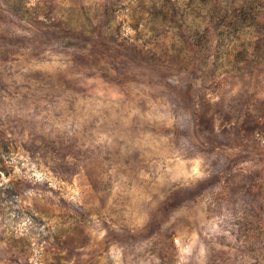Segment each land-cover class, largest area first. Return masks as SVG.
<instances>
[{
	"label": "rangeland",
	"instance_id": "1",
	"mask_svg": "<svg viewBox=\"0 0 264 264\" xmlns=\"http://www.w3.org/2000/svg\"><path fill=\"white\" fill-rule=\"evenodd\" d=\"M112 2L0 0V188L37 216L0 206V264H264V62L216 71L211 29L184 68Z\"/></svg>",
	"mask_w": 264,
	"mask_h": 264
},
{
	"label": "trees",
	"instance_id": "2",
	"mask_svg": "<svg viewBox=\"0 0 264 264\" xmlns=\"http://www.w3.org/2000/svg\"><path fill=\"white\" fill-rule=\"evenodd\" d=\"M117 7L130 20L125 28L141 34L138 38H145V43L151 44L160 31H170L171 53L184 68L206 66L211 29L218 40L213 65L216 71H243L250 63L264 62V0H118L107 5L108 13ZM122 34L119 29L118 35ZM0 164L5 166L2 159ZM4 172L5 167L0 169L1 178ZM13 186L10 182L0 188V206L10 202L8 206L26 227H36L37 216L15 206L17 201L11 199ZM3 189L9 192L5 197Z\"/></svg>",
	"mask_w": 264,
	"mask_h": 264
}]
</instances>
